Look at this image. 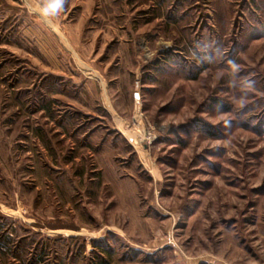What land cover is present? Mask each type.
I'll list each match as a JSON object with an SVG mask.
<instances>
[{
	"label": "rangeland",
	"instance_id": "rangeland-1",
	"mask_svg": "<svg viewBox=\"0 0 264 264\" xmlns=\"http://www.w3.org/2000/svg\"><path fill=\"white\" fill-rule=\"evenodd\" d=\"M0 264H264V0H0Z\"/></svg>",
	"mask_w": 264,
	"mask_h": 264
},
{
	"label": "bare ground",
	"instance_id": "bare-ground-1",
	"mask_svg": "<svg viewBox=\"0 0 264 264\" xmlns=\"http://www.w3.org/2000/svg\"><path fill=\"white\" fill-rule=\"evenodd\" d=\"M126 132V131H125ZM143 138L142 135H140L139 133L135 132L133 134L130 135V139L136 144V142H140L141 139Z\"/></svg>",
	"mask_w": 264,
	"mask_h": 264
},
{
	"label": "water",
	"instance_id": "water-1",
	"mask_svg": "<svg viewBox=\"0 0 264 264\" xmlns=\"http://www.w3.org/2000/svg\"><path fill=\"white\" fill-rule=\"evenodd\" d=\"M136 97H138V95L136 94Z\"/></svg>",
	"mask_w": 264,
	"mask_h": 264
},
{
	"label": "trees",
	"instance_id": "trees-1",
	"mask_svg": "<svg viewBox=\"0 0 264 264\" xmlns=\"http://www.w3.org/2000/svg\"><path fill=\"white\" fill-rule=\"evenodd\" d=\"M21 246H22V244H21Z\"/></svg>",
	"mask_w": 264,
	"mask_h": 264
}]
</instances>
